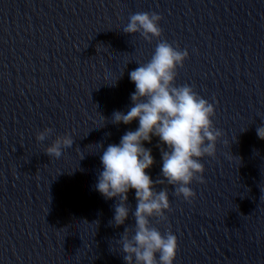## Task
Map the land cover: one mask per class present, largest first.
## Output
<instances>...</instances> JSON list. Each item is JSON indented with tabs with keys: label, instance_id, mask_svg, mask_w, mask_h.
<instances>
[{
	"label": "water",
	"instance_id": "water-1",
	"mask_svg": "<svg viewBox=\"0 0 264 264\" xmlns=\"http://www.w3.org/2000/svg\"><path fill=\"white\" fill-rule=\"evenodd\" d=\"M140 12L161 15L160 39L188 51L175 84L213 103L223 133L215 157L201 160L191 203L157 185L170 209L151 223L176 236L174 264H264V0H172ZM129 16L0 68V264H124L114 242L134 219L110 224L114 201L95 183L103 149L138 127L111 117L131 106L128 73L159 42L125 34ZM46 127L53 134L36 141ZM66 132L73 146L51 159L44 148ZM157 143L144 144L153 180L162 178ZM128 203L134 211V190Z\"/></svg>",
	"mask_w": 264,
	"mask_h": 264
},
{
	"label": "clouds",
	"instance_id": "clouds-1",
	"mask_svg": "<svg viewBox=\"0 0 264 264\" xmlns=\"http://www.w3.org/2000/svg\"><path fill=\"white\" fill-rule=\"evenodd\" d=\"M161 19L156 12H137L129 16L123 27L125 34L138 33L145 41L156 38L159 42L151 59L137 63L138 67L128 73L135 85V91L130 94L131 106L127 112L114 111L111 117L113 124L129 125L138 121V127L126 131L119 143L108 144L103 149L99 158L101 170L95 183V190L105 201H114L110 224L125 225L130 214L134 219L133 226L125 227L114 242V250L123 254L124 264H174L178 248L176 236L170 230L162 233L151 223L153 218L157 222L166 221V212L170 209L168 188L158 191L157 185L171 186L175 196L191 203L196 193L190 185L193 181L204 183L201 160L215 157L217 141L223 135L213 125V103L190 85L175 84L177 69L183 67L189 53L160 39ZM101 117L105 124V118ZM52 134L53 129L46 127L36 133L35 139L43 142ZM256 134L264 140V124L257 127ZM153 137L158 138L156 146L162 162V178L157 180L146 171L155 160L152 149L144 144H150ZM73 143L66 132L55 136L43 152L51 159H59L62 150L72 147ZM132 190L136 200L134 211L128 203V193Z\"/></svg>",
	"mask_w": 264,
	"mask_h": 264
}]
</instances>
